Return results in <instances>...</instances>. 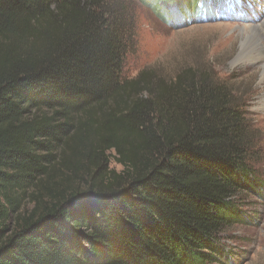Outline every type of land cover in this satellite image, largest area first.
Returning a JSON list of instances; mask_svg holds the SVG:
<instances>
[{
  "label": "trees",
  "instance_id": "obj_1",
  "mask_svg": "<svg viewBox=\"0 0 264 264\" xmlns=\"http://www.w3.org/2000/svg\"><path fill=\"white\" fill-rule=\"evenodd\" d=\"M122 10L0 0V264H212L257 191L239 97L209 65L123 77Z\"/></svg>",
  "mask_w": 264,
  "mask_h": 264
},
{
  "label": "rangeland",
  "instance_id": "obj_2",
  "mask_svg": "<svg viewBox=\"0 0 264 264\" xmlns=\"http://www.w3.org/2000/svg\"><path fill=\"white\" fill-rule=\"evenodd\" d=\"M116 1L132 24L123 77L134 78L142 70L173 77L184 68L209 65L249 112L251 124L259 133L261 159L253 165L257 191L243 196V220L221 235L220 255L212 264H264V69L247 61L244 53L240 56L241 42L246 38L240 28L264 31V0H211V10L206 14L205 9L187 14L184 5L170 4L167 15L165 10L160 13L139 0ZM180 13L185 15L175 16ZM109 168L122 171L113 159Z\"/></svg>",
  "mask_w": 264,
  "mask_h": 264
},
{
  "label": "bare ground",
  "instance_id": "obj_3",
  "mask_svg": "<svg viewBox=\"0 0 264 264\" xmlns=\"http://www.w3.org/2000/svg\"><path fill=\"white\" fill-rule=\"evenodd\" d=\"M240 32L246 37L241 42L240 56L244 53L248 59L247 61L258 64L264 69V31L260 28L248 26L240 28Z\"/></svg>",
  "mask_w": 264,
  "mask_h": 264
}]
</instances>
